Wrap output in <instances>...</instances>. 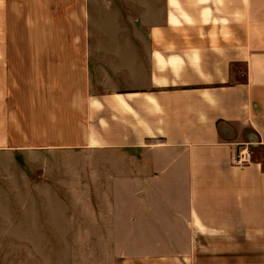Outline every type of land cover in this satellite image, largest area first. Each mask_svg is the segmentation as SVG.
I'll list each match as a JSON object with an SVG mask.
<instances>
[{
	"label": "crops",
	"instance_id": "1",
	"mask_svg": "<svg viewBox=\"0 0 264 264\" xmlns=\"http://www.w3.org/2000/svg\"><path fill=\"white\" fill-rule=\"evenodd\" d=\"M17 82L58 84L36 126L53 136L30 143L5 92L0 146L18 130L105 179V219L156 244L142 264H264V0H0V83Z\"/></svg>",
	"mask_w": 264,
	"mask_h": 264
},
{
	"label": "rangeland",
	"instance_id": "2",
	"mask_svg": "<svg viewBox=\"0 0 264 264\" xmlns=\"http://www.w3.org/2000/svg\"><path fill=\"white\" fill-rule=\"evenodd\" d=\"M35 39L34 34L27 36L28 41ZM54 90L58 84L54 88L53 83H0V93L10 92L5 96V110L14 105L18 120L20 103H28L25 133L30 143L53 136L50 130L37 132L36 126H45L42 120L50 113L53 100L44 96ZM3 102L4 96L0 99L2 107ZM36 102L41 110L42 104L45 107L44 114L38 116L39 123ZM22 134L12 129L11 145L0 146V264H142L137 256L155 250L156 244L125 241L127 236L105 219L114 215L107 201L101 204L105 196L98 193L107 186L106 180L92 179V187H88L89 180L83 177L81 166L77 169L78 164L76 174L62 171L68 170L67 163L59 160H65L67 154L62 157L48 151L40 153L52 148L21 147ZM4 137L0 129V138ZM77 153L76 157H82ZM203 261L220 263L217 259Z\"/></svg>",
	"mask_w": 264,
	"mask_h": 264
},
{
	"label": "built area",
	"instance_id": "3",
	"mask_svg": "<svg viewBox=\"0 0 264 264\" xmlns=\"http://www.w3.org/2000/svg\"><path fill=\"white\" fill-rule=\"evenodd\" d=\"M251 162V156L248 151V149L243 148L237 152L235 158H234V163L236 165H245Z\"/></svg>",
	"mask_w": 264,
	"mask_h": 264
}]
</instances>
